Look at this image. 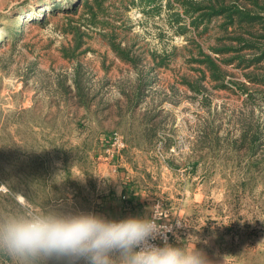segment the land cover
<instances>
[{
    "label": "rangeland",
    "instance_id": "1",
    "mask_svg": "<svg viewBox=\"0 0 264 264\" xmlns=\"http://www.w3.org/2000/svg\"><path fill=\"white\" fill-rule=\"evenodd\" d=\"M139 4L0 0V216L45 212L38 204L72 193L78 170H93L101 154L152 155L146 165L159 167L162 182L168 158L177 178L188 159L228 264H264V0H159V13ZM138 78L141 105L166 111L160 129L173 146H127L115 131L112 148L79 129ZM71 207L48 212L77 214ZM0 264L14 261L0 254Z\"/></svg>",
    "mask_w": 264,
    "mask_h": 264
},
{
    "label": "crops",
    "instance_id": "2",
    "mask_svg": "<svg viewBox=\"0 0 264 264\" xmlns=\"http://www.w3.org/2000/svg\"><path fill=\"white\" fill-rule=\"evenodd\" d=\"M123 62H129V58L120 56ZM145 81L138 78L130 93H119L117 105L113 101L99 103L97 110L92 114L90 122L79 124L82 131H96L95 138L100 145H109L111 133L121 132L127 146L147 147L156 145L158 141L164 140L165 147L174 145L170 136L161 134L160 129L164 117L162 108L154 111L147 109V103L142 106L141 89ZM204 136L208 132L203 131ZM86 144V138L79 143ZM142 152V151H140ZM152 155L123 154L120 158H108L98 155V165L93 170L84 167L78 170L75 177L80 183L73 186L72 193L66 195L64 190L58 198L51 197L50 188L47 193L49 201L39 203L41 209L48 212L51 208L60 209L67 203L72 204V209L77 213H92L110 220H122L128 217H151L155 205L160 203L168 212V219L181 218L186 221V229L176 234L172 245L180 246L190 236H197L200 243L196 246L202 250L212 264H228L226 252L221 244V238H215L209 229V221L216 220L214 207L207 203L208 191L198 182L192 184L196 176L189 177V165H181L179 170H185V176L175 177L176 169L170 165L171 159H167L165 166V182H162L159 167L147 164ZM143 162L144 166L139 163ZM196 170V169H194ZM200 171L198 170L197 173ZM196 173V172H195ZM66 173H62L63 181ZM195 175V174H194ZM199 176V175H198ZM189 177V179H188ZM49 187V186H48ZM64 189V188H63ZM20 198L26 200L30 205H35L23 194ZM20 200V199H19ZM37 205V207H39ZM215 210V209H214ZM219 220V219H218ZM226 221V220H224ZM206 241V243H205ZM77 264H85L83 260Z\"/></svg>",
    "mask_w": 264,
    "mask_h": 264
},
{
    "label": "clouds",
    "instance_id": "3",
    "mask_svg": "<svg viewBox=\"0 0 264 264\" xmlns=\"http://www.w3.org/2000/svg\"><path fill=\"white\" fill-rule=\"evenodd\" d=\"M155 212L149 217L110 220L92 213L64 215L22 211L0 216V254L14 264H212L190 236L180 246L152 241L164 231ZM206 243V241H205Z\"/></svg>",
    "mask_w": 264,
    "mask_h": 264
},
{
    "label": "built area",
    "instance_id": "4",
    "mask_svg": "<svg viewBox=\"0 0 264 264\" xmlns=\"http://www.w3.org/2000/svg\"><path fill=\"white\" fill-rule=\"evenodd\" d=\"M111 141L109 142V144H111L112 145L111 147L113 148V146L116 145V141H114L113 143ZM117 143L120 145L118 139H117ZM154 212L156 216L159 218L158 223L163 227L164 231L162 233V237L152 241V243L158 246H163L165 242L172 244L176 234L186 229V221L181 218H176L173 220L168 219L169 212L160 203H157L155 205L152 216Z\"/></svg>",
    "mask_w": 264,
    "mask_h": 264
},
{
    "label": "trees",
    "instance_id": "5",
    "mask_svg": "<svg viewBox=\"0 0 264 264\" xmlns=\"http://www.w3.org/2000/svg\"><path fill=\"white\" fill-rule=\"evenodd\" d=\"M137 1H138V3H140L139 5L144 7L145 10H151L152 13H159L160 9L162 8L161 4H157L159 0H132L133 3L137 2ZM70 4H72V1L62 3L60 8H63L64 6L70 5ZM86 6L89 9V11H91V14L93 16H95V12L93 11L92 5L88 4V2H87ZM198 9H200L199 6L194 8V10H198ZM57 10L58 9H54L53 11H57ZM16 37H18V36H15V38ZM113 46H114V49L120 54L121 57L126 58V56L123 55V53L120 51V49L117 48V46H115V45H113ZM246 135H247V131H245L243 133V139H245ZM254 145H255V142L253 141V144H251V147H253ZM256 147H257V144H256Z\"/></svg>",
    "mask_w": 264,
    "mask_h": 264
}]
</instances>
